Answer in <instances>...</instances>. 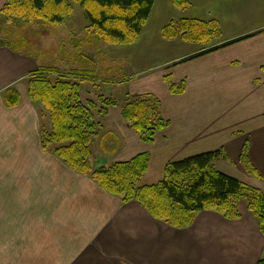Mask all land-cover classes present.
Here are the masks:
<instances>
[{
  "label": "crops",
  "instance_id": "1",
  "mask_svg": "<svg viewBox=\"0 0 264 264\" xmlns=\"http://www.w3.org/2000/svg\"><path fill=\"white\" fill-rule=\"evenodd\" d=\"M184 1L187 7L179 9L173 0H154L133 44L110 50L103 44L94 52L96 59L104 56L101 67L107 57L119 59L130 76L121 103L103 108L104 133L95 143L101 151L92 150L93 164L147 154L143 187L158 184L169 163L222 150L230 161H216L217 171L264 192V0ZM5 3L0 0V11ZM182 19L216 22L219 44L249 37L184 61L204 48L160 34ZM39 67L43 61L0 47V264H257L264 258V237L243 202L238 220L205 211L188 228L175 230L44 151L45 119L27 94V79ZM165 77L183 85V93L171 95ZM7 90L18 96L13 107L4 103ZM127 96L159 101L168 126L153 144L141 142L123 120L120 106ZM245 144L258 179L239 164Z\"/></svg>",
  "mask_w": 264,
  "mask_h": 264
},
{
  "label": "trees",
  "instance_id": "2",
  "mask_svg": "<svg viewBox=\"0 0 264 264\" xmlns=\"http://www.w3.org/2000/svg\"><path fill=\"white\" fill-rule=\"evenodd\" d=\"M85 12L89 21V38H97L109 45L133 44L151 14L154 0H71ZM173 5L185 9L184 0H173ZM73 13L67 0H6L0 11V18L22 22H42L60 26L63 20ZM166 40L180 39L189 44L204 48L200 53L186 58L189 61L218 49L227 47L239 40L217 44L220 40L219 26L214 21L173 20L160 32ZM183 61V62H184ZM43 72L56 73L54 68H38L30 76L27 87L29 100L41 103L50 111L51 130L43 129L41 144L44 151L55 154L70 170L89 177L101 190L117 196L123 204L136 202L151 217L175 230L191 226L200 212H214L227 220H238V205L244 202L257 228L264 237V192L217 171L215 162L229 161L222 150L193 156L165 166L163 179L156 185L139 187V182L147 170L149 156L140 154L126 163L111 165L93 164L91 143L98 136L101 124L95 122L91 105L84 107L80 99V85L68 81L50 82ZM81 81V79H79ZM171 95H181L183 85L175 86L169 77L164 78ZM7 107L18 103V96L12 90L3 94ZM104 107L119 104L99 97ZM123 120L147 145L154 142L158 132L168 126L160 113L159 101L151 96L126 97L120 106ZM101 110L97 116L103 118ZM110 137V136H109ZM113 137V136H111ZM107 141L115 146V139ZM245 171L254 179L259 176L247 158L245 144L240 156ZM257 264H264L261 258Z\"/></svg>",
  "mask_w": 264,
  "mask_h": 264
},
{
  "label": "rangeland",
  "instance_id": "3",
  "mask_svg": "<svg viewBox=\"0 0 264 264\" xmlns=\"http://www.w3.org/2000/svg\"><path fill=\"white\" fill-rule=\"evenodd\" d=\"M67 2L71 3L73 13L63 20L62 26H52L42 22L15 24L14 19L7 18L4 20L0 18V47L7 46L12 50L31 55L43 61V67L39 68L56 69L58 71L56 73L43 72L42 75L52 83L59 80H65L72 84L78 83L81 89L80 99L82 104L86 108L88 104L91 105L92 109L89 107L88 109L93 114L95 122L101 124L102 118L97 116V112L104 110V106L99 103V97L120 104L129 92L126 80L130 76V70L119 59L111 61L108 57L101 67L99 61L104 56L102 55L101 58L96 59L95 55L97 54L94 52H97L99 47L105 45V43L95 37L86 40L85 37L89 34V21L85 16V12L79 5L73 4L71 0H67ZM248 37L240 38L239 41ZM214 43L217 45L219 41ZM75 44H79V48ZM105 46L106 49L111 47L109 44ZM53 62L61 63V67H64V65H67V67L62 71L54 67ZM72 66H82L86 71L84 69L83 72L74 69L69 70ZM29 79L30 77L27 79V87ZM38 105L41 107L45 119V128L50 131V111L41 103H38ZM103 133V127L98 128V136L90 146L93 152L94 150H100L99 146L95 148V143L97 139L101 140L103 137L101 134ZM110 143L109 141L108 144ZM239 164L243 167L240 161Z\"/></svg>",
  "mask_w": 264,
  "mask_h": 264
}]
</instances>
